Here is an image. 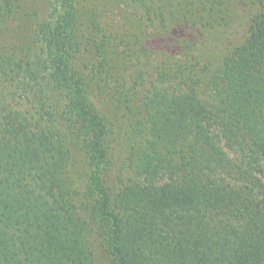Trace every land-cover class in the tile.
<instances>
[{"label":"trees","instance_id":"1","mask_svg":"<svg viewBox=\"0 0 264 264\" xmlns=\"http://www.w3.org/2000/svg\"><path fill=\"white\" fill-rule=\"evenodd\" d=\"M20 8L0 264H264V0H50L30 33Z\"/></svg>","mask_w":264,"mask_h":264},{"label":"rangeland","instance_id":"2","mask_svg":"<svg viewBox=\"0 0 264 264\" xmlns=\"http://www.w3.org/2000/svg\"><path fill=\"white\" fill-rule=\"evenodd\" d=\"M19 4L21 5L20 12H19V22L24 26L25 31L29 33L32 32L35 28L37 23L41 20H44L48 17L50 13L49 5L50 0H19ZM109 9L108 17L105 18L104 24L107 25L110 23V4L107 6ZM93 101L99 110L105 115V117L110 122V116H112L113 120L116 123V128L118 131L120 126L122 125L123 118H118L117 108L110 102V96L104 95H96L93 96ZM120 112V111H119ZM119 139L121 140V136L116 138V141Z\"/></svg>","mask_w":264,"mask_h":264}]
</instances>
